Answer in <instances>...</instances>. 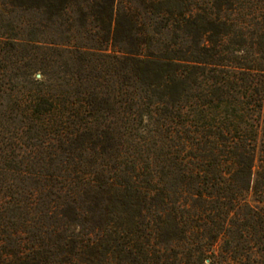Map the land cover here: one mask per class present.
I'll list each match as a JSON object with an SVG mask.
<instances>
[{
    "label": "trees",
    "instance_id": "1",
    "mask_svg": "<svg viewBox=\"0 0 264 264\" xmlns=\"http://www.w3.org/2000/svg\"><path fill=\"white\" fill-rule=\"evenodd\" d=\"M0 264H264V0H0Z\"/></svg>",
    "mask_w": 264,
    "mask_h": 264
},
{
    "label": "rangeland",
    "instance_id": "2",
    "mask_svg": "<svg viewBox=\"0 0 264 264\" xmlns=\"http://www.w3.org/2000/svg\"><path fill=\"white\" fill-rule=\"evenodd\" d=\"M2 33V32H1ZM37 77H40L39 75H37Z\"/></svg>",
    "mask_w": 264,
    "mask_h": 264
}]
</instances>
